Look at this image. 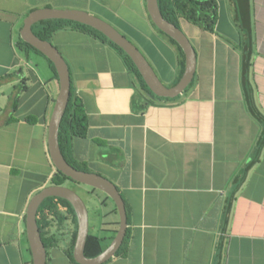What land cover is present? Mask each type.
<instances>
[{
  "label": "crops",
  "instance_id": "crops-1",
  "mask_svg": "<svg viewBox=\"0 0 264 264\" xmlns=\"http://www.w3.org/2000/svg\"><path fill=\"white\" fill-rule=\"evenodd\" d=\"M216 1L212 32L180 19L196 69L174 98L143 89L99 38L70 28L52 38L88 118L86 136L73 139V155L113 182L125 205L122 249L103 264H264V127L248 111L242 85L248 28L247 80L264 119V0ZM45 8L106 20L141 50L167 87L180 72V56L151 25L146 0H0V264H32L26 209L56 173L47 135L58 78L46 57L34 68L31 54L43 55L20 46L24 18ZM20 78L26 89L13 111ZM70 182L77 183L64 185L74 190ZM81 188L89 234L104 250L118 231L116 206L110 198L102 202L104 193ZM73 227L66 222L58 230L67 234L58 233L47 264H73L65 252Z\"/></svg>",
  "mask_w": 264,
  "mask_h": 264
},
{
  "label": "water",
  "instance_id": "water-1",
  "mask_svg": "<svg viewBox=\"0 0 264 264\" xmlns=\"http://www.w3.org/2000/svg\"><path fill=\"white\" fill-rule=\"evenodd\" d=\"M146 6L150 20L155 27L173 39L183 52V73L176 84L171 87H167L161 82L146 57L133 42L112 24L96 15L77 9L45 8L31 11L23 20L20 30L21 40L49 59L53 63L58 77L59 90L51 111L47 135L48 151L52 164L56 171L61 172L71 180L107 195L115 204L119 215L118 231L109 246L98 255L87 257L84 248L89 234V224L88 211L83 199L78 193L65 185L52 184L43 187L30 198L25 214V229L32 264H46L47 262V252L41 240L36 216L40 204L48 197L66 199L75 211L77 232L73 247V258L78 264H103L112 258L123 242L127 225L124 201L115 184L98 173L75 169L66 161L60 150L58 142L59 126L70 96L69 68L58 49L51 42L39 39L33 33L32 26L45 19H64L94 28L122 48L131 58L152 94L160 98H174L180 95L194 78L196 69L195 49L184 32L163 17L157 0H146Z\"/></svg>",
  "mask_w": 264,
  "mask_h": 264
},
{
  "label": "trees",
  "instance_id": "trees-1",
  "mask_svg": "<svg viewBox=\"0 0 264 264\" xmlns=\"http://www.w3.org/2000/svg\"><path fill=\"white\" fill-rule=\"evenodd\" d=\"M157 3L163 17L180 29H181L180 19H185L205 31L212 32L215 28V24L218 17V4L216 0H157ZM151 25L155 28V30L159 34L165 37V39H167V41H169V43L176 48L180 56V72L177 78L178 80L184 68L183 52L173 39L169 38L167 35L162 33L158 28L155 27V25L152 22ZM67 28L79 30L86 34L92 35L104 41L111 47H113L121 55L128 71H130L132 74L135 75V77L137 78L143 89L150 92V89L144 82L143 78L141 77L137 67L135 66L131 58L123 51L122 48H120L118 45H116L105 35L95 30L94 28L75 21H69L64 19H45L35 23L32 26V31L39 39L51 42L56 32ZM243 32L245 33L246 36L245 43L242 45V59H243L242 85L245 94L244 97L248 111L264 127V119L259 115L258 111L256 110L252 102L250 86L247 80V71L251 58L250 32L248 28L243 29ZM20 46L25 50L26 49L33 50L41 54L38 50H36L35 48L30 46L23 40H20ZM48 61L57 79L58 77L55 67L49 59ZM11 74H8L7 76L9 77V75ZM13 75L16 76V73H14ZM70 82H71L70 96L67 107L65 109L64 115L62 117L59 126V132H58L59 147L64 158L72 167L78 170L91 172L85 163L77 161V159H75L73 155V149H72L73 139L83 138L86 136L88 130V118L83 100L73 90L71 75H70ZM25 89H26L25 78H20L16 88V92L12 99L13 111L17 109L19 94L23 92ZM263 140H264V134H262L259 144L262 143ZM258 149L259 146L256 148L254 152V160L257 159ZM253 161L251 163H253ZM248 166H246V169ZM67 180L73 181L64 174H62L61 172L56 171V173L51 177L50 184L64 185ZM91 189L92 191L96 192V189L94 188ZM106 199H109L107 195L104 196L102 202H105ZM36 221H37V226L39 228L41 240L46 248L47 253L51 248L57 247V242H58L57 235L59 233L58 230L59 229L61 230L66 222H71L73 224L74 227L72 231L69 233L70 235L69 247L66 249L65 252L73 264H78L73 258V247L77 232V218L72 205L66 199L59 197H48L40 204L37 211ZM59 234L60 235L67 234V232L65 233L62 232ZM122 246L123 245H121V247L118 249L116 254H118L121 251ZM102 250L103 248L100 243V238H98L95 235L88 234L84 248L85 255L87 257H94L98 255Z\"/></svg>",
  "mask_w": 264,
  "mask_h": 264
},
{
  "label": "rangeland",
  "instance_id": "rangeland-1",
  "mask_svg": "<svg viewBox=\"0 0 264 264\" xmlns=\"http://www.w3.org/2000/svg\"><path fill=\"white\" fill-rule=\"evenodd\" d=\"M116 28V27H115ZM42 57H44V56H35V54H33V56H32V54H31V57H30V59H29V61H30V63L32 64L33 63V67L35 68H38L39 70L42 68L41 67V65H39L38 63H37V58H39V59H44V58H42ZM38 64V65H37ZM70 187H72V188H74V190H77L76 192H78V194L82 197V199H83V201L84 200H87V197H86V194L84 193V192H81V190H82V185H78L77 183H74V182H70ZM96 192L98 193V191L96 190ZM87 202V201H86Z\"/></svg>",
  "mask_w": 264,
  "mask_h": 264
}]
</instances>
